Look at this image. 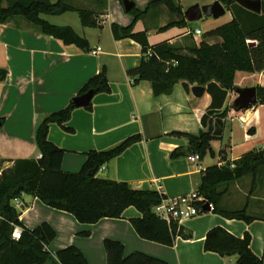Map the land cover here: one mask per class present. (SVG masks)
<instances>
[{
    "label": "crops",
    "instance_id": "obj_1",
    "mask_svg": "<svg viewBox=\"0 0 264 264\" xmlns=\"http://www.w3.org/2000/svg\"><path fill=\"white\" fill-rule=\"evenodd\" d=\"M122 1L108 0L106 9L97 5L95 0L87 1L89 8L100 14L98 27H87L81 22L80 27L77 26L74 19L67 15L74 11L60 15L40 14L41 18L53 25L72 27L88 40V49L65 44L22 16H15L7 23L0 24V69L7 71L6 78L0 80V157L10 165L17 159L40 157L35 139L39 122L46 115L68 106L90 78L103 68L110 91L95 93L91 109L76 107L73 110L67 124L74 131L67 132L57 124L50 126L49 139L65 150L62 161L64 171L79 172L90 150H108L126 138L140 134L141 140L107 162L97 176L128 182L134 188H153L166 197H175L197 191L203 171L208 166L222 165L250 150L264 149V103L257 102L241 111H236L229 104L230 95L238 87L264 86V72L237 71L236 88L228 93L225 104L228 114L223 136L211 142L214 155L207 154L199 161H191L189 153L171 158L174 149H188L187 138L171 132L198 134L207 129L201 118L211 104V96L205 87L203 95L196 97L191 90L187 92L181 82L175 85L171 94L159 96L154 95L149 81L133 84L127 72L140 65L142 46L132 38H115L111 28L112 23L125 26L134 21V16L125 10ZM132 1L137 8L145 10L152 0ZM175 1L184 12L196 3L204 5L215 0ZM227 12L230 13L227 20L214 21L206 30H202V34H196L189 28L188 21L186 26L162 29L169 22L177 20V15L165 5L151 9L136 22L134 29L145 31L151 45L168 41L177 46L180 40H192V37L198 44L207 31L233 19L228 6ZM156 35L159 38L151 40ZM205 40L210 44L222 42L220 36ZM99 46L101 51L93 54L92 50ZM188 49L182 48L183 51ZM242 180L228 187L221 203L224 209L245 206H236L230 199L225 200L232 194L233 184L239 187ZM237 190L244 196L241 188ZM257 196L251 198L256 199ZM15 201L16 208L21 212L20 219L26 227L33 229L42 222H49L55 228L57 235L49 244L50 251L55 253L75 245L83 251L90 264H108L105 239L122 242L125 255L139 251L169 264H234L237 255L223 256L205 249L206 235L216 226L241 238L249 233L251 250L264 260V208L258 207L255 212H250L253 208L248 199V213L256 217L254 220L229 219L213 211H204L179 223L192 236H179L171 246L139 236L130 221L142 216L135 206L127 207L121 218L106 217L87 224L77 220L72 213L51 207L32 195L24 194ZM45 264L60 263L55 258Z\"/></svg>",
    "mask_w": 264,
    "mask_h": 264
},
{
    "label": "trees",
    "instance_id": "obj_2",
    "mask_svg": "<svg viewBox=\"0 0 264 264\" xmlns=\"http://www.w3.org/2000/svg\"><path fill=\"white\" fill-rule=\"evenodd\" d=\"M3 1L6 6L2 5ZM220 1L232 11L233 19L207 31L204 39L189 49L190 53L180 52L179 48L168 41L151 45L145 31L134 29L136 22L160 3H164L177 15V20L169 22L162 29L186 26L188 22L184 12L175 0H153L145 10L134 5L128 11L134 16L131 24L111 25L115 38H132L142 46L140 65L127 72L133 84L143 80L151 82L155 96L171 94L179 82L187 92H190L193 85H202L211 96V104L201 118L206 130H201L198 134L171 132L188 140L187 150L178 147L171 152L173 159L186 153L198 154L200 158L207 154L214 155L211 142L223 136L228 114L225 104L228 93L236 88V72H264V0L261 13L248 10L232 0ZM95 2L106 9L108 0ZM69 11L77 12L84 26L98 27L101 23L100 14L90 8L75 6L71 0H0V24L7 23L15 16H22L65 44L88 49V40L72 27L53 25L40 16L41 13L60 15ZM216 36H220L222 42L210 44L205 40ZM250 40H254L256 44L250 46ZM149 52L151 56H148ZM6 76L7 71L0 69V80H4ZM90 90L94 94L110 91L105 68L90 78L79 95ZM257 95L258 102L264 103V86H257ZM76 107L72 100L65 108L46 115L39 122L35 139L40 157L17 159L6 168H3L6 160L0 157V264H45L55 258L60 264H90L83 251L75 245L55 253L50 251L49 244L55 239L57 232L49 222H42L33 229L22 223L21 212L13 201L19 200L24 194L38 197L56 209L70 212L77 220L87 224L106 217L121 218L127 207L135 206L142 216L130 221L142 238L171 246L179 236H192L178 222L169 224L155 214L154 206L165 197L158 190L149 187L134 188L128 182L97 176L107 162L141 140L140 134L126 138L108 150L88 151L87 160L79 172L62 169L65 150L49 139V129L52 124H57L67 132H73L74 129L67 123ZM86 108L91 109L92 103ZM263 167L264 149L250 150L236 160L208 166L203 171L197 192L213 204V212L229 219L250 222L256 217L248 213V203L241 209H224L221 203L231 183L247 176L253 178L252 192ZM16 225L23 228L19 239L13 238ZM250 244L249 233L241 238L216 226L206 235L205 249L223 256L237 255L234 264H264V260L253 253ZM104 247L108 264H169L163 259L139 251L125 255L124 244L118 240L105 239Z\"/></svg>",
    "mask_w": 264,
    "mask_h": 264
},
{
    "label": "water",
    "instance_id": "obj_3",
    "mask_svg": "<svg viewBox=\"0 0 264 264\" xmlns=\"http://www.w3.org/2000/svg\"><path fill=\"white\" fill-rule=\"evenodd\" d=\"M237 2L239 5L244 8L251 10L255 13H261L262 11V0H232ZM123 5L126 11H129L135 3L132 0H123ZM227 6L224 5L220 0H215L212 3L200 5L196 3L191 5L184 11L185 18L188 22L199 21L204 17H213L219 18L225 15ZM256 42L251 40L249 45L253 46ZM192 93L196 97H201L205 92V86L202 85H193L191 87ZM238 96L234 100V109L236 111H241L248 109L252 105H255L258 102L257 87H238L236 89ZM94 95V91L90 90L82 95H79L73 99L77 107H86L90 104ZM2 122L0 120V126ZM205 211H210L209 203L204 207Z\"/></svg>",
    "mask_w": 264,
    "mask_h": 264
},
{
    "label": "rangeland",
    "instance_id": "obj_4",
    "mask_svg": "<svg viewBox=\"0 0 264 264\" xmlns=\"http://www.w3.org/2000/svg\"><path fill=\"white\" fill-rule=\"evenodd\" d=\"M87 1L88 0H71V3L73 5H75V6L89 8V6L87 4L88 3ZM2 5L6 6L5 1H3ZM161 6H165V4L164 3H160L154 8H160ZM154 8H152V9H154ZM67 15L71 18V20L73 18L75 23L77 24V26L80 27V25H81L80 22L81 21H80V18H79V15L77 14V12H69ZM229 15H230V13L227 12L224 16H222L220 18L204 17V18L200 19L199 21L190 22L189 23V28H191V30H193V31L197 27L200 28L201 30H204V29L206 30L210 26V24L213 23L214 21L223 22V21H225V20H227L229 18ZM66 17L67 16H65V19H66ZM200 37H203V36L201 35ZM157 38H159L158 35H156L155 37H152L151 40L155 41ZM192 40L190 38L186 39V40H180V43L177 45V46L180 45L179 48L181 47L180 48L181 49L180 52H182V53H190L189 49L193 48L197 44V42L194 40L193 37H192ZM177 46H175V47H177ZM183 47H188L189 49L187 51H183L182 50ZM237 96H238V94H237L236 91H234L230 95L229 104H230L231 107L234 106V100L236 99ZM9 166H11L10 163H8V162H4L3 163V168L9 167ZM251 183H252V177L251 176H247L246 178H244L240 182L239 187H236L237 184H233V186H232V189H233L232 190V194H229L225 200L227 201V200L230 199L229 201H233L234 203L233 202L232 203L236 204V206H240V205L243 206V205H245L247 203V199H248V201L252 204V208H253V211H250V212H255L258 207L263 209L264 208V167L262 168V171H261L259 179H257V185H256L255 189H253L252 192H250V189L252 188ZM223 187H224V185H223ZM239 188H241L245 192L244 196L242 195V192L240 190H237ZM249 193H250L251 196L249 195ZM255 195H258L256 199L255 198H251L252 196H255ZM13 204L16 205V201H13Z\"/></svg>",
    "mask_w": 264,
    "mask_h": 264
},
{
    "label": "built area",
    "instance_id": "obj_5",
    "mask_svg": "<svg viewBox=\"0 0 264 264\" xmlns=\"http://www.w3.org/2000/svg\"><path fill=\"white\" fill-rule=\"evenodd\" d=\"M194 32L196 34H202V30L200 28H196ZM100 51L101 47L99 46L92 50V53L97 54ZM148 56H151V52L148 53ZM189 159L191 161H199L200 156L198 154H192L189 156ZM207 203H209L210 211H213V204L206 201L201 195L198 194L197 191H193L189 194L175 197L165 196L162 198L159 204L154 206L153 210L157 216L167 221L169 224L174 221L181 223L183 220L190 219L201 212H204V207ZM22 231L23 228L20 225H16L13 230V238L19 239L21 237Z\"/></svg>",
    "mask_w": 264,
    "mask_h": 264
}]
</instances>
